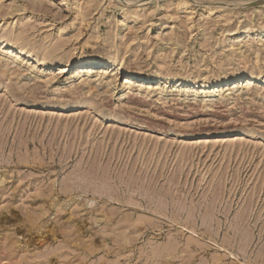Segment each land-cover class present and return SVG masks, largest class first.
<instances>
[{
	"label": "rangeland",
	"instance_id": "1",
	"mask_svg": "<svg viewBox=\"0 0 264 264\" xmlns=\"http://www.w3.org/2000/svg\"><path fill=\"white\" fill-rule=\"evenodd\" d=\"M0 264H264V0H0Z\"/></svg>",
	"mask_w": 264,
	"mask_h": 264
},
{
	"label": "bare ground",
	"instance_id": "2",
	"mask_svg": "<svg viewBox=\"0 0 264 264\" xmlns=\"http://www.w3.org/2000/svg\"><path fill=\"white\" fill-rule=\"evenodd\" d=\"M5 42H6V40H5ZM6 44H8V42L6 43ZM9 52H10V54H12V55H18V56H22V55H27V57H29V56H31V54L27 51H24V49L23 48H21V47H18V46H15V45H10V48H9ZM44 65L46 64V63H44V62H42ZM78 65H76L77 67H78V70L80 71V72H84L87 68H85V67H90V66H95V65H102V66H106V68L107 67H109V66H111V62L109 61V60H107V59H103V58H86V59H80V60H78ZM71 65V63H69L67 66H68V68H69V66ZM65 68V67H64ZM67 69V68H66ZM66 69H64V70H62V72H64V71H67ZM88 70H90V68H88L87 69V71ZM139 74L138 73H129V75L125 78V81L126 82H131V81H133V79L134 78H139V79H146V78H143V77H139L138 76ZM241 77V76H240ZM232 77L230 76V77H227L226 76V78H223V79H215L214 80V86H218V85H220V84H223V83H229V82H231L232 81ZM254 79H257V76L256 75H254V74H251L250 75V77L248 78V81H247V83L248 84H251V83H253V80Z\"/></svg>",
	"mask_w": 264,
	"mask_h": 264
}]
</instances>
